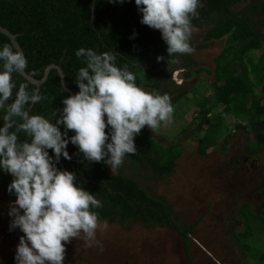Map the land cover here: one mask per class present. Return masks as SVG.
<instances>
[{
  "label": "trees",
  "instance_id": "1",
  "mask_svg": "<svg viewBox=\"0 0 264 264\" xmlns=\"http://www.w3.org/2000/svg\"><path fill=\"white\" fill-rule=\"evenodd\" d=\"M239 2L245 4L236 9L235 5ZM197 11L199 15L192 18V27L207 28L205 41L225 38V47L215 56L212 94H193V85L171 98L173 109L178 107L176 103H182L185 98H200L192 102L197 110L188 106L185 112L189 117L186 121L188 130L193 127V121L197 122L192 135L201 133V140L205 139L203 145L198 143L200 154L207 155L215 150L217 137L211 139V133L215 131L221 135L219 143L230 142L233 132L228 131L226 123L230 115L240 120L235 128H244L245 124L241 122H248L254 143L249 150L255 154L264 147V93L259 91V87L264 86V53L255 57V52L263 47L264 0H202V6ZM141 15L135 0H0V25L16 34L27 58L25 70L33 77L42 78L47 66L56 64L64 72L66 86L76 93L79 89L75 77L78 69L86 65L83 58L75 55V51L80 47L92 48L98 53L115 51L116 65H127L136 75L138 85L170 96L172 90L167 86L169 83L181 86L173 78L174 70L196 63L191 53L175 54L177 62L167 63V59L171 58H168L160 31L142 24ZM134 32L135 36L132 35ZM190 43L194 50L205 44H197L192 38ZM5 44L16 49L10 38L0 31V46ZM158 55L164 56L165 60L158 61ZM145 66H148L147 72H144ZM205 69L196 66L195 70L187 69L184 75L190 78L194 72L200 73ZM13 79L17 88L20 83H27L29 90H38L45 97L31 106L33 114L47 117L51 111L61 109L63 98L71 95L62 86L56 68L50 70L38 89L21 73H14ZM17 88L13 89V97ZM189 92H192V96L187 95ZM2 123L0 120V125ZM60 127L64 131L63 126ZM148 132L145 126L134 137L136 153L126 155L113 173L103 161H86L71 142L67 150L72 158L61 157L57 167L73 171L76 174L75 182L94 193L102 202V207L94 209L98 213V221H139L147 225L170 227L183 235L187 248L196 223L179 224L173 206L153 192L154 182L175 171L177 160L183 154V143L168 140L166 132L162 134L168 143H161L148 136ZM72 134L73 131L69 130L68 135ZM19 136L21 140L26 139L23 133ZM229 142L224 145V153L230 150ZM49 154H52L51 149ZM11 179L9 173L0 170V186L15 198L7 191ZM261 196L264 210V184ZM263 218L261 222L264 224ZM247 228L248 231L250 226ZM245 249L249 250L247 245Z\"/></svg>",
  "mask_w": 264,
  "mask_h": 264
},
{
  "label": "clouds",
  "instance_id": "2",
  "mask_svg": "<svg viewBox=\"0 0 264 264\" xmlns=\"http://www.w3.org/2000/svg\"><path fill=\"white\" fill-rule=\"evenodd\" d=\"M135 4L142 13L140 22L160 31L171 58L167 63L177 62L175 54L194 51L191 20L199 15L202 0H135ZM75 55L86 65L75 77L79 90L65 96L63 107L46 117L31 112V106L45 97L29 90L27 83L17 88L13 79L27 67L24 53L8 44L0 46V170L12 176L7 185L15 195L9 203L10 230L18 227L24 234L16 245L15 264H63L71 239H82L85 247L98 243L94 209L102 202L75 182L73 171L57 167L61 157L72 158L69 142L86 161H103L113 173L126 155L136 153L134 137L142 128L154 132L171 120L170 96L138 85L127 65H116L115 51L80 47ZM157 60L165 57L158 55ZM69 130L74 134L69 136ZM20 133L26 139L21 140Z\"/></svg>",
  "mask_w": 264,
  "mask_h": 264
},
{
  "label": "rangeland",
  "instance_id": "3",
  "mask_svg": "<svg viewBox=\"0 0 264 264\" xmlns=\"http://www.w3.org/2000/svg\"><path fill=\"white\" fill-rule=\"evenodd\" d=\"M244 4L239 2L235 8L239 9ZM206 30V27H192V40L205 44L191 52L196 65L179 66L173 72L175 82H182V85H167L172 90L170 98L193 85V94H212L215 56L224 49L225 38L205 41ZM262 53L264 38L263 47L255 52V57ZM196 66L206 69L200 73L194 72L187 79L185 71L195 70ZM147 68L144 67V72H147ZM259 91L264 93V86L261 85ZM187 95L192 96V92ZM194 100L199 101L200 98H185L182 103H176L178 107L173 109L171 120L162 122L156 131L152 132L146 126L149 130L147 135L161 143H168L167 139L183 143V154L177 160L175 171L154 182L153 192L173 206L179 224L197 223L194 224L188 247H185L182 235L170 227L147 225L139 221L104 220L98 221V243L85 247L82 239L73 238L66 244L63 264H264V224L261 222L264 217L261 196L264 147L258 153H250L253 137L247 121H242L247 124L246 127L235 130V122L239 120L230 115L226 120L228 131L233 132L230 142L219 143L221 135L215 131L211 133V139L217 137L214 141L216 151L200 154L198 143L203 145L205 139L201 140V133L192 135L197 122L193 121L190 131L186 127L189 118L185 113L186 108L189 106L197 110L192 104ZM184 129L186 131L182 133ZM163 132L168 134L167 139ZM228 142L230 150L221 153ZM178 146L181 150L180 144ZM13 200L15 198L0 186V264H15L16 245L19 237L24 235L18 227L11 230L9 227V203Z\"/></svg>",
  "mask_w": 264,
  "mask_h": 264
},
{
  "label": "water",
  "instance_id": "4",
  "mask_svg": "<svg viewBox=\"0 0 264 264\" xmlns=\"http://www.w3.org/2000/svg\"><path fill=\"white\" fill-rule=\"evenodd\" d=\"M0 31L3 32L4 34H6L10 40L12 41L14 47L17 49H20L22 52V47L20 46L18 40H17V36L16 34L12 33L8 28L0 25ZM24 53V52H23ZM52 68H56L60 74L61 80H62V86L71 94H75L72 90H70V88H68L65 84V75L64 72L62 70V68L56 64H50L47 66V68L45 69V73L43 75L42 78L37 79L35 77H33L32 75H30L25 69L23 70V72L21 73L27 80H29L30 82H32L33 84H35L38 87L47 79L48 74L50 72V70Z\"/></svg>",
  "mask_w": 264,
  "mask_h": 264
}]
</instances>
